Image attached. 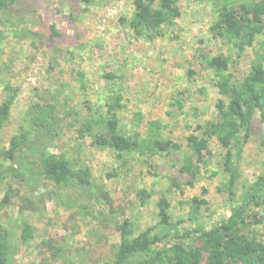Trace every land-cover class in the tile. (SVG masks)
<instances>
[{"label": "rangeland", "instance_id": "374dc122", "mask_svg": "<svg viewBox=\"0 0 264 264\" xmlns=\"http://www.w3.org/2000/svg\"><path fill=\"white\" fill-rule=\"evenodd\" d=\"M180 6L182 15L176 25L153 41L134 38L121 22L122 16L134 11L133 0H94L90 5L81 0H20L12 15L3 20L0 102L5 96L2 81L20 87V93L0 132V149L8 147L19 131L25 110L35 102L52 100L57 90L61 91V99H68V109L83 108L87 112L88 99L96 102L106 94L107 79L103 75L107 73L120 76L117 81L123 83L124 108L120 113L125 132L144 133L151 121L159 120L163 136L182 146L172 155L151 154L147 158L136 153L125 157V161L117 160L111 150H98L90 145L89 138L84 143L78 140L74 128L63 126L49 150L66 152L88 166L91 185L58 188L47 180H31V185H37L32 190L20 178L0 180V200L8 183L16 189L12 205L0 215L15 233L18 248L13 264H52L47 259L50 250L44 245L46 241L66 248L56 263L66 260V264H101L112 244L119 240L115 221L132 220L137 232L154 225L158 220L157 201L164 194L171 203L172 219L177 222L189 219L194 197L208 200L198 211L199 220L205 224L212 225L230 215L233 201L223 163L226 149L212 138L204 161H197L188 148L187 136L199 123L216 116L215 102L220 97L211 71L201 63L200 52L232 54V72L242 78L250 69L259 43L255 41L238 55L232 45L214 37L211 25L215 11L209 3L181 0ZM78 71L86 76L85 91ZM61 83L68 86L60 88ZM201 87L205 88L203 93L199 91ZM138 112L140 125L134 126L132 121ZM263 137L264 123L257 115L250 138L243 143L242 155L236 157L241 183L252 181L260 172ZM188 157L197 162L193 185L187 184L192 180L190 174L181 170ZM30 164L22 166L29 174L36 170ZM10 165L6 162L1 169L7 170ZM170 179H176L181 188L171 187ZM143 188L154 191L146 205L138 196ZM42 193L43 200L38 198ZM26 194L32 195L37 209H21L25 204L22 196ZM85 207L91 213H84ZM261 215L264 216L263 209ZM25 221L34 226L35 232L24 243L20 233ZM182 226H192V222L187 220ZM256 227L264 229L261 223Z\"/></svg>", "mask_w": 264, "mask_h": 264}, {"label": "trees", "instance_id": "16d2710c", "mask_svg": "<svg viewBox=\"0 0 264 264\" xmlns=\"http://www.w3.org/2000/svg\"><path fill=\"white\" fill-rule=\"evenodd\" d=\"M19 1L0 0V25L7 15H12ZM81 1L90 5L94 0ZM180 1L133 0L134 11L129 16H122L121 22L134 38L153 41L158 36H164L167 28L176 25L182 15ZM203 1L215 11L211 25L214 37L232 45L238 55L253 46L255 41L259 43L250 69L242 78L232 72V54L200 52L201 63L211 71L213 85L220 97L215 102L216 116L203 124L199 123L187 136L188 148L198 158L197 161H204L212 138L226 149L223 163L229 174L227 185L233 201L230 215L212 225L205 224L199 220L198 211L207 205L208 200L194 197L187 218L192 226H182L187 220L177 222L172 219L171 203L164 194L157 201L158 220L154 225L137 232L132 220L115 221L119 240L112 244L101 264H264V229L256 227L261 223L264 228V216L261 215V210H264V159L256 177L242 183L238 159L236 161V157L242 155L243 143L250 138L257 115L264 123V0ZM52 29L58 33L55 26ZM4 39L5 33L0 29V44ZM78 74L81 89L85 91L86 76L83 71H78ZM192 74L193 70L190 76ZM103 76L107 79L106 94L96 102L88 99L87 112L83 108L68 109V99H61V91L58 90L52 100L35 102L25 110L19 131L10 139L8 147L0 149V180L20 178L21 182H28L32 190H36L37 185H31V180L35 183L47 180L58 188L76 185L85 188L91 185L88 166H83L77 157L72 158L66 152L54 153L49 150L53 140L60 136L58 130L63 126L68 130L74 128L78 140L85 143L89 138L92 147L111 150L117 160L129 155L133 157L136 153L145 154L147 158L151 154L167 156L182 149L179 143L163 136V125L159 120L151 121L144 133L125 132L126 126L120 113L124 108L123 83L117 81L118 75L107 73ZM2 86L5 96L0 102V132L10 119L20 93V87L8 80L2 81ZM65 86L68 83L60 84V88ZM199 91L203 93L205 88L201 87ZM140 119L141 112H138L133 125L139 126ZM261 145L264 148V137ZM6 162L11 165L7 170L1 169ZM30 163L36 170L32 169L29 174L28 169L22 166ZM196 163L188 157L181 168L192 178L188 185H193V180L197 178ZM170 180L171 187L181 188L176 179ZM15 190L8 183L0 200V215L8 205H12ZM153 194V190L141 189L138 193L141 204L146 205ZM44 195L42 193L38 198L43 200ZM22 199L25 201L21 205L22 210L38 208L31 194L22 196ZM84 209V213H91L88 207ZM34 232V226L25 221L20 233L21 240L24 243L29 241L34 237ZM14 235V231L0 217V264H13L18 248ZM44 245L50 250L47 257L50 263H67L66 260L56 263L66 253L65 247L54 246L48 241Z\"/></svg>", "mask_w": 264, "mask_h": 264}]
</instances>
